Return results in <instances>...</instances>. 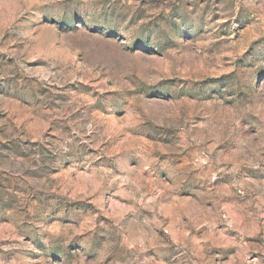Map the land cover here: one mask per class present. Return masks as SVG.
<instances>
[{
    "label": "rangeland",
    "instance_id": "1",
    "mask_svg": "<svg viewBox=\"0 0 264 264\" xmlns=\"http://www.w3.org/2000/svg\"><path fill=\"white\" fill-rule=\"evenodd\" d=\"M0 264H264V0H0Z\"/></svg>",
    "mask_w": 264,
    "mask_h": 264
}]
</instances>
